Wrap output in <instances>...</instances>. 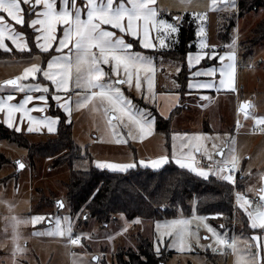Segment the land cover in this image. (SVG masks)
Here are the masks:
<instances>
[{
  "label": "snow or ice",
  "instance_id": "obj_1",
  "mask_svg": "<svg viewBox=\"0 0 264 264\" xmlns=\"http://www.w3.org/2000/svg\"><path fill=\"white\" fill-rule=\"evenodd\" d=\"M156 3L157 0H0V51L13 55L18 52L21 62L23 59L28 61L21 74L0 83V93H3L0 95V113L5 116L4 123L17 133L22 132L25 121L28 133L45 129L49 134L57 133L61 117L46 115L52 106L50 98L63 112L64 122L69 125L74 111L89 108L93 113L102 114L117 145L126 144L128 140L142 141L153 135L156 117L148 108L134 104L123 89L134 87L140 99L156 106L155 56L134 50L132 41H138L140 48L162 56L165 50L171 48L169 40L178 34L184 19L177 15L168 20ZM180 3L187 11L193 0H180ZM207 11L231 15L238 11L237 0H209ZM207 18V13L192 14L193 22L198 25V41L196 53L186 55L190 73L188 95L210 90L236 91L237 39L233 38L231 44L225 46L228 51L221 54L207 42ZM16 26L31 29L34 34L31 41ZM60 30L62 34L57 35ZM153 33L155 40L152 39ZM32 44L36 52L32 51ZM208 60L218 62V67L202 66V62ZM180 71L182 69L177 68V73ZM201 77L206 79H199ZM209 98L199 95L200 100ZM179 99L176 95L177 104ZM252 107L250 103L239 104L237 115L243 114L245 120L251 118L254 126L264 132V117L251 116L249 110ZM32 113H41V116L37 118ZM17 114L19 122L15 120ZM169 118L165 116V119ZM240 126L238 120L236 127ZM121 128L127 131L126 138L122 137ZM178 138L179 149L175 143ZM205 139L202 134H173L171 155H161L148 162L141 160L138 164L95 162V167L114 173H128L138 166L159 171L165 165L175 163L179 169L203 181L231 186L234 215L246 218L242 222L250 230L248 237L229 236L222 231L223 224L215 228L206 223L210 218H224L223 214L211 217L200 215L198 203L194 202L190 217L184 216L181 208L179 216L155 224L158 236L156 252L160 254V245L181 252L201 248L218 253L230 248L244 264H264V174L259 177L258 187L246 189L255 198L246 195L237 188L236 173L240 170V158L236 154L235 138L225 134L221 144L213 142L211 150L201 143ZM16 166L18 170L25 168L22 162H17ZM247 174L252 175L251 172ZM55 206L57 214L54 218L42 215H34L30 220L12 217L13 264H20L16 257H23L26 253V248L20 244L22 236L18 231L22 224L31 223L35 227L47 222L49 227L44 231H34L32 235L60 238L66 246L82 247L84 239H93L91 234L74 233L72 216L60 215V210L65 208L63 201H57ZM162 210L167 211L166 208ZM80 216L88 220L83 209L77 214V219ZM122 219L126 221L123 215ZM141 222L139 218L126 221L125 227L108 238L109 242L115 235L126 233L132 224ZM201 229L205 235L200 234ZM203 241L210 242L204 244ZM240 243L244 244L243 250L239 247ZM92 259L94 264H102V256H93ZM75 264H83V261Z\"/></svg>",
  "mask_w": 264,
  "mask_h": 264
},
{
  "label": "rangeland",
  "instance_id": "obj_2",
  "mask_svg": "<svg viewBox=\"0 0 264 264\" xmlns=\"http://www.w3.org/2000/svg\"><path fill=\"white\" fill-rule=\"evenodd\" d=\"M239 1L237 0L238 7ZM208 3L209 0H193L191 7L185 11L180 0H157L156 7L162 10L163 13L171 15L168 20L177 15L183 16L185 13H207L208 18L205 21L207 42L215 46L221 54L228 51L225 46L231 44L233 38L237 39L238 45L243 43L241 48L239 46L237 48L238 59L235 82L239 95L237 94L235 103L233 99L231 100L232 97L216 95L213 97V93H208L210 99L207 101L201 100L198 102L195 96L186 99L188 93L186 86L190 76L189 69H184L182 76L179 77L181 71L177 73V68H181V65L178 61L159 58L154 55L157 65L156 91L158 95L155 100L156 106H153L151 102L146 104L143 99H140L134 87L131 90L125 87L123 91L134 104L141 108H148L156 119L158 111L161 114L160 116L164 118L173 111H169V108L164 110L161 106V94L167 95L166 100H169L171 95H179L181 99L179 100V107L182 111L173 117L169 137L155 131V122L153 135L142 141L139 139L135 141L128 140L126 144L117 145L106 127L102 114L93 113L89 108H84L74 111L71 117L72 139L81 149L83 155V158L74 161L71 167L64 165L60 168H53L49 160L39 158L30 160L26 149L9 141L0 140V156L4 160L0 164V264H13L12 228L10 226L12 217L30 220L34 215H42L54 218L56 213L52 202L63 198L64 187L62 185L69 178L71 170L88 171L96 168L95 162H134L138 164L141 160L148 162L161 155H171L173 134H187L188 136L202 134L206 139L201 143H205L209 150L212 149L213 142L221 144L225 134H228L229 138L234 137L236 154L240 158V170L237 172V180L243 175L244 179L241 181L243 192L255 198L246 189L250 186L258 187L259 177L264 174V132L259 127L254 126L251 118L245 120L243 114L238 116L236 109L241 103H250L253 105L249 110L250 115L264 117V41L252 44L255 42L256 27L264 18V7L244 12L242 16H238L236 26L231 30L227 40L223 41L217 36L216 17L220 15V20L227 22L222 15L229 14L208 12ZM234 13L236 14L237 11ZM176 37L177 34L169 40V43L171 44ZM155 39L156 35L154 33ZM197 41L196 36V43ZM27 63V59H23L21 62V58L0 60V83L21 74ZM205 65V62H202V66ZM213 66L218 67L214 62ZM184 77H186V80H184ZM184 83L185 86H183ZM53 104L56 107L55 102ZM186 104L190 107L188 111L183 109ZM195 104L196 107L198 106L197 108H195ZM31 115L39 118L41 113H32ZM46 115L50 116L48 111ZM238 120L241 125L239 128L236 127ZM204 127H209L210 132L205 131ZM23 128L24 130L27 129V122ZM254 128L255 130H253ZM120 131L122 137L126 138L127 131L123 128ZM234 131L235 134H233ZM36 133H43L34 135L37 141L49 134L46 129ZM175 143L177 149H179L180 139L178 138ZM17 161L22 162L25 168L15 176L16 166L14 163ZM204 163L206 164L207 161H204ZM249 172H251V176L247 174ZM192 205L193 202L190 205L191 214L185 215L183 213L184 216L190 217L192 215ZM179 214L180 212L177 213L176 217ZM60 215H71L68 205L65 204V208L60 212ZM72 219L75 234H91L93 239H84L82 247L66 246V242L60 238L32 235L34 231H44L49 227L50 225L47 222L35 227L31 223L22 224L18 231L22 236L20 244L26 248V253L23 257L18 256L16 259L20 261V264H75V262L81 260L83 264H94L93 256H102V264H121L119 262L120 255L124 260L125 253H136L140 239H145L153 251L156 252L158 236L155 224L157 222L164 223L173 218L157 221L140 219L141 223L132 224L126 233L115 235L111 242L108 238L125 227V223L128 221L122 219L121 215L107 223H98L89 217L85 221L83 216L82 218L80 216L79 219L75 216ZM206 223L219 228L210 219ZM222 231L227 232L229 236L234 235L238 238L250 235V230L247 229L239 216H235L231 227H225ZM200 234L205 235L206 233L201 229ZM165 239L167 241V238ZM167 242L170 243V241ZM209 242L203 241L204 244ZM239 247L243 250L244 244L240 243ZM160 252H165V257L167 256L165 262L161 260L160 264H244L243 260L237 254H234L230 248L222 249L218 253H214L211 249L205 251L201 248H194L191 252H181L175 248L160 245Z\"/></svg>",
  "mask_w": 264,
  "mask_h": 264
},
{
  "label": "trees",
  "instance_id": "obj_3",
  "mask_svg": "<svg viewBox=\"0 0 264 264\" xmlns=\"http://www.w3.org/2000/svg\"><path fill=\"white\" fill-rule=\"evenodd\" d=\"M261 7H264V0H240L236 14L222 15L227 22L221 21L220 15L216 17L218 38L223 41L227 40L231 30L236 26L238 16H242L247 11L258 10ZM162 15L167 19L171 18V15L163 12ZM183 17L176 39L171 42V48L165 50L162 56L140 48L135 40L132 41L134 50L149 52V54L159 58L176 60L181 65L182 71L186 69L187 53L196 51L198 25L193 22L192 14L185 13ZM17 29L25 32L31 41L34 35L31 29L26 26ZM255 34V42L252 44L264 41V18L257 25ZM242 45L243 43L239 44V48ZM32 51H37L34 44H32ZM23 56L26 58L27 54H23ZM10 58H21V54L15 52L13 55L0 51V60ZM182 71L179 73V77L182 76ZM49 102L52 105L48 110L49 115L61 117L57 133L45 135L37 141L33 134L17 133L0 123V140L9 141L26 149L30 160L34 158L49 160L53 168H60L64 165L71 167L74 161L83 158L81 149L72 139V126L64 122L63 112L54 106L50 98ZM180 111L182 109L177 106L168 116L169 119H165L156 113L155 131L169 137L172 119ZM204 129L207 131V128ZM3 161L0 156V164ZM243 179L238 178L237 180V188L240 191H244L241 184ZM62 186L64 187V195L61 199L69 206L71 216H77L83 209L84 214L98 223H107L119 215H123L128 221L136 218L147 221L171 219L176 217L181 208L185 215H190L192 202L198 203L200 215L211 217L217 213H222L224 217L222 219L210 218L218 227L221 224L227 228L231 227L235 216H239L241 220L245 219L240 215H234L235 201L231 186H221L215 181L212 183L203 181L186 170L179 169L173 163L165 165L159 171L141 167L132 169L128 173H114L96 168L83 172L71 170L69 178ZM164 208L167 209L166 212L162 210ZM124 256L125 259L123 260L120 255L119 262L121 264H159L161 260L165 262L167 257H165V252H160L158 255L157 252L153 251L145 239L139 240L136 253L128 252Z\"/></svg>",
  "mask_w": 264,
  "mask_h": 264
},
{
  "label": "crops",
  "instance_id": "obj_4",
  "mask_svg": "<svg viewBox=\"0 0 264 264\" xmlns=\"http://www.w3.org/2000/svg\"><path fill=\"white\" fill-rule=\"evenodd\" d=\"M17 28H20V26H16ZM59 32H61L60 33V35L62 34V30H60V31H58V33ZM58 33H57V35H58ZM152 39L154 40V33L152 34ZM137 43H138V41H137ZM138 45H139V43H138ZM145 50V49H144ZM194 53H196V51L194 52ZM193 53V54H194ZM203 62H205V66H213V62L215 63V64H217L218 65V62H216V61H203ZM185 63H186V66H187V68H188V64H187V61H186V59H185ZM208 63V64H207ZM210 63V64H209ZM199 67V66H198ZM195 70V69H194ZM236 73V72H235ZM199 79H206V78H203V77H201V78H199ZM188 83V82H187ZM187 87V86H186ZM235 89H236V91H234V92H229V91H224V90H222V91H220V92H217V91H215V90H210V91H202V92H194L192 95H188L187 94V96H186V99H190L192 96L194 97H196L197 98V101L198 102H200L201 100L199 99V95H201V94H203V95H207V96H209L208 95V93H213V97H214V95H216V96H227V97H232L231 98V100L233 99V102L235 103V99H236V97H237V94L239 95V93L237 92V88H236V82H235ZM187 90H188V88H187ZM189 91V90H188ZM220 94H223V95H220ZM0 95H3V93H0ZM161 96L162 97H160L161 98V106H163V108H164V110L165 109H167V108H169V111L170 110H174L177 106L179 107V103H180V101H179V103L177 104L176 103V101H175V96L176 95H171V96H169V100H166V98H167V95H163V94H161ZM210 99V98H209ZM208 99V100H209ZM179 100H181V99H179ZM204 101H207V100H204ZM16 101H14V103H15ZM172 103V104H171ZM171 104V105H170ZM160 106V107H161ZM198 107V106H197ZM196 107V104H195V108H197ZM236 108H237V106H236ZM157 109H158V107H157ZM183 109H185V111H188L189 109H190V107H189V105H187L186 104V106L183 108ZM238 109V108H237ZM237 109H236V111H237ZM159 110V109H158ZM158 114L159 115H161L160 113H159V111H158ZM242 115V114H241ZM162 116H164L163 114H162ZM4 119H5V116H4V114L3 113H0V123H2L5 127H7L8 129H10V130H13L12 128H9L5 123H4ZM15 120H16V122H19V114H17L16 115V117H15ZM25 124H26V121H25V123L23 124V127L25 126ZM205 124V123H204ZM204 128H207V131H209L210 132V129H209V127H204ZM235 128V127H234ZM21 133H23V134H33V135H39V134H43V133H36V132H33V133H28L26 130H24V128H23V130H22V132ZM46 134V133H45ZM233 134H235V131L233 132ZM46 135H51V134H46ZM174 164V163H173ZM177 166V165H176ZM178 167V166H177ZM242 177H244L243 175H242Z\"/></svg>",
  "mask_w": 264,
  "mask_h": 264
},
{
  "label": "water",
  "instance_id": "obj_5",
  "mask_svg": "<svg viewBox=\"0 0 264 264\" xmlns=\"http://www.w3.org/2000/svg\"><path fill=\"white\" fill-rule=\"evenodd\" d=\"M207 64H208V63H207ZM17 162H19V161H17ZM17 162L14 163L15 166L17 165ZM19 171H21V170H18V169H17V166H16V175H18V172H19ZM57 201H63V200H62V199H56V200H54V201L52 202V204H53L54 207H55V213H56V214H57V209H56V206H55V205H56V202H57ZM62 210H63V209H61L60 212H61ZM85 215H87V214H85ZM83 219H84V218H83Z\"/></svg>",
  "mask_w": 264,
  "mask_h": 264
},
{
  "label": "built area",
  "instance_id": "obj_6",
  "mask_svg": "<svg viewBox=\"0 0 264 264\" xmlns=\"http://www.w3.org/2000/svg\"><path fill=\"white\" fill-rule=\"evenodd\" d=\"M236 177H237V173H236Z\"/></svg>",
  "mask_w": 264,
  "mask_h": 264
},
{
  "label": "flooded vegetation",
  "instance_id": "obj_7",
  "mask_svg": "<svg viewBox=\"0 0 264 264\" xmlns=\"http://www.w3.org/2000/svg\"><path fill=\"white\" fill-rule=\"evenodd\" d=\"M160 264V263H159Z\"/></svg>",
  "mask_w": 264,
  "mask_h": 264
}]
</instances>
